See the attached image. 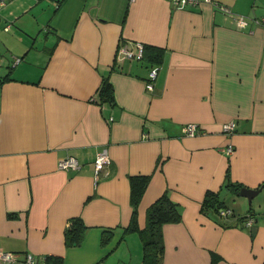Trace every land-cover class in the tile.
<instances>
[{
    "label": "crops",
    "instance_id": "crops-1",
    "mask_svg": "<svg viewBox=\"0 0 264 264\" xmlns=\"http://www.w3.org/2000/svg\"><path fill=\"white\" fill-rule=\"evenodd\" d=\"M197 1L178 8L171 0H7L0 8V251L10 264L27 253L36 264L48 256L140 264L138 233L122 235L136 174L150 176L139 227L164 192L181 207V220L162 227V264H264V204L246 212L248 198L225 186L229 170L230 181L258 189L250 201L264 200L256 197L264 192V0ZM134 41L162 50L151 92L153 65L119 51ZM106 77L113 103L96 93ZM230 119L236 126L226 136L221 125ZM189 122L203 131L185 135ZM102 148L110 162L95 174ZM69 155L78 168L59 169ZM207 190L233 211L221 217L230 225L202 212ZM74 216L87 229L81 244L66 246Z\"/></svg>",
    "mask_w": 264,
    "mask_h": 264
},
{
    "label": "trees",
    "instance_id": "trees-1",
    "mask_svg": "<svg viewBox=\"0 0 264 264\" xmlns=\"http://www.w3.org/2000/svg\"><path fill=\"white\" fill-rule=\"evenodd\" d=\"M143 59L152 66L160 62L162 50L160 48L144 45ZM97 95L102 102L113 103V87L109 79L104 78L97 90ZM150 181V176L146 174L129 175L130 185V205L132 214L128 226L123 229L122 235L128 232H137L142 242V256L140 264H162L164 254V242L162 227L165 223L179 222L182 218L180 205L170 199L164 192L157 197L146 209V220L144 227H139L137 223V211L140 200ZM225 186L238 194L241 184L232 182L229 179V170L226 172ZM220 208H226L217 191L207 190L201 203L203 213L214 217L223 226L230 225L222 220L221 217L233 216V211L229 209L227 215L219 213ZM251 212L248 216H251ZM245 217H238L241 221ZM246 222V221H245ZM87 226L80 216L70 217L64 228V242L66 246H76L82 243ZM110 236L109 230L102 232V242H106ZM46 264H62L61 257L48 256Z\"/></svg>",
    "mask_w": 264,
    "mask_h": 264
},
{
    "label": "built area",
    "instance_id": "built-area-1",
    "mask_svg": "<svg viewBox=\"0 0 264 264\" xmlns=\"http://www.w3.org/2000/svg\"><path fill=\"white\" fill-rule=\"evenodd\" d=\"M130 1H133V0H130ZM171 1L178 8L184 7L185 5L189 3L196 4L198 2L197 0H171ZM206 1H212V0H206ZM6 2L7 0H0V8L5 6ZM59 3L60 2H57L56 6H58ZM215 5L218 6L224 13L233 14V12L229 9L228 6L224 4H219V3H215ZM234 18L238 26L240 27L246 26L247 22L243 16L234 15ZM262 22H264V18H262ZM10 26H11L10 22L6 23L4 26V29L8 30ZM143 46L144 45L142 42H137L134 45V47H129L127 44L123 43L119 46V51L122 53L124 57L128 59H142L143 54H144ZM20 60H21V57H18V56L13 57L14 63ZM157 73H158V65H154L149 69L148 77L145 80L146 91L151 92L153 90L154 81L157 77ZM235 126H236L235 120L230 119V120L222 122L221 129H222V132L226 136H230L234 132ZM182 131L187 136H194V135L201 133L203 130L197 123L189 122L182 126ZM226 150L227 151L233 150V147L230 143L227 144ZM109 162H110V157H109L107 149L102 148L98 150L94 157V173L95 174L99 173L102 169H104L108 165ZM78 166H79V162L77 158L73 155L62 157L57 162V167L59 169L75 170L78 168ZM228 212H229V209H226V208L219 209V213L222 216L227 215ZM251 223H252V218H248L246 220V224L250 225ZM11 261H12V255L7 251L1 250L0 251V264H10ZM22 264H36V257L32 253H27Z\"/></svg>",
    "mask_w": 264,
    "mask_h": 264
},
{
    "label": "rangeland",
    "instance_id": "rangeland-1",
    "mask_svg": "<svg viewBox=\"0 0 264 264\" xmlns=\"http://www.w3.org/2000/svg\"><path fill=\"white\" fill-rule=\"evenodd\" d=\"M54 7H56V4H55V6L50 5V11L51 12L54 10ZM137 42H139V41H134L135 44ZM262 193H264V192H260L258 195H256V197L261 199L262 197H264V194H262ZM234 199H237V197L235 196ZM232 201H233L232 198H230L229 200L228 199H225L226 204L228 206H231V207H232ZM262 204H264V200L258 201L257 199H255L253 202L250 201V203H249L248 199H246V212H247V208L249 206H251L252 208H258V206L259 205H262Z\"/></svg>",
    "mask_w": 264,
    "mask_h": 264
},
{
    "label": "water",
    "instance_id": "water-1",
    "mask_svg": "<svg viewBox=\"0 0 264 264\" xmlns=\"http://www.w3.org/2000/svg\"><path fill=\"white\" fill-rule=\"evenodd\" d=\"M239 192L241 195L246 196L250 202L252 195L256 194L258 192V189H251L248 187H242Z\"/></svg>",
    "mask_w": 264,
    "mask_h": 264
}]
</instances>
